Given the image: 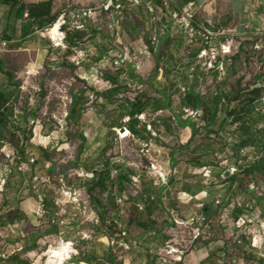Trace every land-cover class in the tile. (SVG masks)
I'll return each mask as SVG.
<instances>
[{"label":"rangeland","instance_id":"374dc122","mask_svg":"<svg viewBox=\"0 0 264 264\" xmlns=\"http://www.w3.org/2000/svg\"><path fill=\"white\" fill-rule=\"evenodd\" d=\"M177 1H187L186 6L190 3ZM203 1L193 9L197 27L194 34L173 24L169 13L176 11L173 5L164 16L171 26L163 29L183 37L179 56L163 65L167 67V91L176 101L171 106L184 120L193 121L198 136L191 148L181 150L184 146L179 144V133L169 120L159 118L161 114L155 111L146 114L154 131L162 137L154 142V160L166 176L182 178L168 184L163 201L158 199L161 183L150 175L151 162L140 153L141 141L147 137L145 132L136 140L129 136L123 139L120 133L130 123L124 121L131 103L117 97L137 94L140 101L143 92L124 81L125 67H113V61L125 53L131 66H140L148 52L143 49L149 43L145 33L160 31L158 20L150 21L153 16H149L150 22L130 19L127 27L129 9L125 11V19L118 27L135 31L136 37L128 41L144 52H126L130 43L116 42L117 51L108 57L111 69L107 67L104 75L115 84L113 94L106 97L104 104L90 99L98 98L99 92L84 89L78 76V61H69L66 53L57 51L41 67H35L22 55L8 60L9 79L0 92V108L12 113L8 122L0 124V264H45L42 254L47 240L59 231L50 225L51 219L60 213L56 203L64 200L66 192H72L81 204V211L66 207L76 217L72 223L76 228L65 231L66 238L79 240L80 233L93 229L90 220L94 216L99 218L100 223L93 229L95 246L79 243L83 258L91 261L116 254L106 239L97 241L104 237L105 230L111 236L125 228L129 236L134 225H143L157 230L167 227L173 234V241L163 246L165 264L178 258H171L172 255L185 258L198 240L221 242L228 259L226 264H264V160L254 167L251 157L241 154L253 147L264 151V107L259 103L263 92L259 85L264 83V24L248 23L242 15H235L231 6L235 0ZM259 2L249 0L252 4ZM107 21L103 20L99 27L105 34ZM206 31L214 33L208 44ZM68 38L78 47H84L88 40L76 32H70ZM227 41L242 44L239 54L222 57L220 47ZM258 46L261 50H256ZM103 49L108 50L109 46ZM210 50L215 52V65L223 63V71L208 70L212 62ZM202 51H207L209 57L200 60ZM159 58L162 61L161 55ZM183 95L180 103L179 97ZM75 99L79 100V107L71 116ZM197 100L199 111H195ZM138 129L143 131L142 124ZM85 130L90 134L87 131L85 136ZM95 131L96 139L102 142L93 141ZM172 150L181 154L176 159L180 157L184 163L176 171L165 166L172 159ZM232 167L239 173L231 175ZM104 173H110L113 180L106 191L95 185ZM134 176H139L143 196L131 199L122 211L115 198L131 185ZM228 178L229 184L222 187ZM249 190L262 199L254 202ZM184 191L194 193V199L181 197ZM211 200L216 210L207 213L205 206ZM139 204L144 206L143 210H139ZM244 214L251 215L253 222L239 227L238 219ZM259 234L261 243L254 246V235ZM171 249L177 253L168 254Z\"/></svg>","mask_w":264,"mask_h":264},{"label":"crops","instance_id":"0c3cea01","mask_svg":"<svg viewBox=\"0 0 264 264\" xmlns=\"http://www.w3.org/2000/svg\"><path fill=\"white\" fill-rule=\"evenodd\" d=\"M49 1L50 0H23V3L28 6H39ZM98 1L100 0H53L50 8V17L56 19L61 11L69 6L90 7L96 5ZM186 2L187 1L178 2L177 0H172L171 5H173L176 11H181L186 6ZM189 2L193 3L195 7L196 4L201 3L202 5L205 1L189 0ZM231 6L235 15H242L243 19L248 21V23H257V25L264 24V0L255 4L249 3V0H235V2H231ZM15 10L16 9H12L9 5L0 3V31L2 37L7 41V47L0 52V92L2 86H6L9 79L8 73L6 72V63L9 59L14 61L15 57L22 55L30 59V62L35 67H41L50 56L53 58L54 54L59 51L54 50L49 41L41 39L38 34H36V29L46 26L48 22H45V24L41 26L40 19L38 18L29 16L24 18V14L28 15L27 10H24L21 16H17ZM46 18H48V15H44L41 19ZM130 19L133 21H149V14H147L144 7H132L129 8L127 27H130L128 26ZM156 23L159 24L158 26L161 30H148V32L145 33L144 38L146 41H149V43L143 46V49H147L148 52L141 60L140 66L135 68L131 66L130 62L126 63V72L123 77L124 81L142 90L143 95L140 102L146 105L142 114L155 111V113L161 114L159 118H163L164 120L168 119V123H171L173 130L179 133V144L184 146L181 150H187L191 148L194 138L198 136V131H196V125L193 121H186L177 112L173 111L171 105L173 102L176 103V101L175 97L171 96V93L167 91L169 85L167 83V76H164V73L167 72V67H163V65L169 63L170 60L174 61L179 56L178 53H180L181 50L183 37L181 33H172L169 29L164 30L166 26L168 28L171 26V22L167 17H163L162 20ZM110 24H112V22L107 21L105 25L106 33L108 34L102 33L99 27L92 25L85 32H76L78 36H84V40L88 39L86 43L83 44L84 47L73 46L74 44L70 45V42H68L69 48L65 51H59L66 53L69 61H78V76L83 82L84 89H93L99 92L100 95H98L97 100L101 104L106 102V97L113 94L112 89L114 88V82L112 83L110 80L104 78L106 68H110L108 57H113V54L117 51L115 48L116 42L122 44V40H125L126 43H130V41H128L129 38H134L137 35L135 31L130 30V28L128 30H125V27L119 28L118 26L111 28ZM129 35L131 36L128 37ZM105 45L109 46L108 50L103 49ZM132 46L126 49V52L131 49L144 52L143 49L136 48L134 47L135 45ZM160 55L162 56V61H160ZM99 72L102 73L103 76L99 78V80H96V74ZM184 98V95L183 97L180 96L179 102L181 103ZM100 109H102V107ZM199 109H195V111H199ZM87 131L88 130L84 131L85 136H87ZM97 134L98 132H93V141L100 142L101 139H96ZM178 154V151L172 150V155H170L172 159L165 165L170 170L176 171L177 168L183 167L184 163L182 158L179 157V159H176ZM174 176H167L166 181L160 184L159 200H164V191L168 190L169 183L182 179L179 176ZM228 184L229 178L222 187H226ZM223 189L228 190L229 188ZM250 192L253 193L254 202L262 199L257 192ZM204 194L208 195L205 191ZM180 196L188 197L190 200L194 199V193L192 192L184 191L181 192ZM180 196L179 198H181ZM210 203L211 204L208 203L205 206L207 213L216 210L215 202L211 200ZM173 237V234L167 227H160V229L157 230L156 227L152 226L145 227L140 225L138 227L134 225L131 229V234L126 239L130 245V249L124 253H119L117 251L116 254L108 258H100L98 262L101 261L105 264H165L163 263V259L166 257L162 252L163 246L170 244L173 241ZM105 239L106 238L101 237L97 241L101 242L105 241ZM95 243L97 242L94 241L90 246H95ZM84 256L85 254H82V249L80 248V255L75 260L82 264H98V262L83 258ZM174 257L179 256H171V258ZM227 262L228 259L221 242L219 244V242L214 240H204V242L198 240L195 241L194 249H191L185 258H182L181 261H170L169 264H226Z\"/></svg>","mask_w":264,"mask_h":264},{"label":"built area","instance_id":"2783aa9c","mask_svg":"<svg viewBox=\"0 0 264 264\" xmlns=\"http://www.w3.org/2000/svg\"><path fill=\"white\" fill-rule=\"evenodd\" d=\"M132 7H144L149 14L150 21L153 20H162L164 16H166V11L169 12L171 7V0H105L98 1L96 5L90 7H72L69 6L61 11L55 21L51 24H47L46 26L36 29V34L43 39L50 42L52 48L54 50L65 51L69 48L68 45V34L70 32H85L88 28L92 26L100 27V23L103 20L111 21L110 27L118 26L121 21L125 19V11ZM194 4L189 3L185 8H183L180 12L178 11H170V16L175 26H179L188 30L190 34H194L196 31L195 26V12H194ZM28 15L24 14V18H27ZM56 30V31H55ZM207 32V31H206ZM207 41H211L213 39L214 33L207 32L206 33ZM216 35V34H215ZM223 34L219 33V36ZM7 47V41L2 37V33L0 31V52H2ZM242 44H237L234 41L229 42L225 45H221L220 50L222 57H233L239 54L240 48ZM256 50H261L258 46ZM210 60L208 64V70H214L217 68L218 71H223V63L219 65L216 64V57L214 50H210ZM209 57L207 51H202L199 55L200 60H204ZM128 54L125 53L123 57H118L113 61V67L115 69H121L126 66V62L128 61ZM223 58V59H224ZM102 73L96 74V80L102 78ZM264 79V77H263ZM259 88H263L262 96L259 100V103L262 107H264V83L259 85ZM119 98L121 101L126 100L127 103L133 104V102L137 101V94H126L120 95ZM91 100H97L96 97L91 96ZM264 115V112L261 113ZM143 126V130L146 134V138L141 141V155L148 159L150 163V175L155 177L163 183L166 181L167 176L164 174L163 170L159 167L157 162L154 160L152 154L154 153V142L161 140L162 137L159 133L155 132L152 126V122L148 121V117L146 114H141L135 117ZM130 122V118H126L124 124H128ZM127 131L126 128H123ZM120 132V131H119ZM118 132V133H119ZM120 136V135H119ZM130 139L136 140V137L129 133ZM242 157L247 158L251 157L249 160L252 162V166H257L262 160H264V151L258 152L256 147L250 149H244L242 151ZM252 154L254 155L252 159ZM231 175H236L239 173V170L235 167H232ZM210 176V175H209ZM208 176V177H209ZM139 177V176H138ZM138 177H133L131 181V185L126 187L116 198V204L124 211L127 205L130 203L131 199L143 196V192L141 189L140 181ZM252 189L258 190L255 186ZM77 194V193H76ZM146 198V196H145ZM78 198L73 196L72 192H66V196L62 202L56 203L60 207V213L51 219V226L59 229L58 235L50 238L51 240H47V247L45 252L42 254V257L45 261V264H82L77 262L75 259L80 255V245L79 243H86L90 246L94 242L95 231L93 230L95 225H98L99 218L93 217L90 221H92L93 229H86L82 233L79 234V240L77 238H66L65 231H73L76 226L72 223L75 222L76 217L73 216L75 211H81V204L77 200ZM153 199V198H152ZM70 205L71 210L74 211L73 214H69L66 211V207ZM239 205H242L241 203ZM139 210H143V205H137ZM253 219L251 215L244 214L238 219V226L243 227L249 223H252ZM262 229H264V223L262 225ZM95 234V235H94ZM260 235V236H259ZM254 235V246L260 245L262 238L261 234ZM49 237V236H47ZM51 237V236H50ZM104 237L107 239V243L112 248L114 253L117 251L119 253H124L130 249L129 243L126 241L128 237V233L125 228H121L116 234L108 236V230H105ZM176 250L171 249L167 253L173 254L177 253ZM181 255L178 258H174V261H180ZM164 262H167L166 259H163Z\"/></svg>","mask_w":264,"mask_h":264},{"label":"trees","instance_id":"16d2710c","mask_svg":"<svg viewBox=\"0 0 264 264\" xmlns=\"http://www.w3.org/2000/svg\"><path fill=\"white\" fill-rule=\"evenodd\" d=\"M52 1L50 0L44 5L39 6H28L23 3V0H0L1 4L9 5L12 9H16V15L21 16L24 10H27L28 16L33 18L40 19V25L43 26L45 22H48V24H51L55 21L54 17H50V8L52 5ZM44 15H48V18L41 19ZM70 45H73L70 42ZM2 97L0 96V99ZM145 104L141 103L140 101H137L135 104H131L128 107V113L127 116L130 118V123L127 126V131L131 133L133 136L137 138L143 137V132L141 129H138L139 121L135 119L136 116L141 115L144 111ZM79 107V100L75 99L73 107L71 109L70 115H74L76 113V109ZM200 108V102L197 100L195 104V109ZM216 116V115H215ZM12 117L11 111L5 110L3 107L0 108V124L4 125L8 120H10ZM123 169L127 170L126 166L122 167ZM113 180L110 179V173H104L100 176V178L95 182V185L100 186L104 191L107 190L108 185L112 183ZM121 183H124V180L121 179ZM22 264H28V262H22Z\"/></svg>","mask_w":264,"mask_h":264},{"label":"bare ground","instance_id":"6f19581e","mask_svg":"<svg viewBox=\"0 0 264 264\" xmlns=\"http://www.w3.org/2000/svg\"><path fill=\"white\" fill-rule=\"evenodd\" d=\"M56 31V30H55ZM121 133V132H120ZM121 135H123V139H126L129 136V132L126 131L124 133H121ZM38 264V263H37Z\"/></svg>","mask_w":264,"mask_h":264},{"label":"water","instance_id":"95a60500","mask_svg":"<svg viewBox=\"0 0 264 264\" xmlns=\"http://www.w3.org/2000/svg\"><path fill=\"white\" fill-rule=\"evenodd\" d=\"M101 1H105V0H101ZM244 31V29L242 28V32ZM124 132H126V130L125 129H122L121 130V133H124Z\"/></svg>","mask_w":264,"mask_h":264}]
</instances>
